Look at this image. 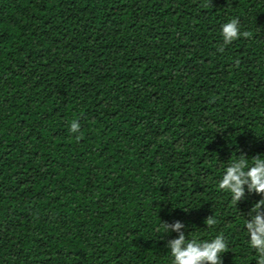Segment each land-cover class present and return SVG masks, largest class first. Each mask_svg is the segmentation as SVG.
Segmentation results:
<instances>
[{
	"label": "trees",
	"instance_id": "trees-1",
	"mask_svg": "<svg viewBox=\"0 0 264 264\" xmlns=\"http://www.w3.org/2000/svg\"><path fill=\"white\" fill-rule=\"evenodd\" d=\"M233 18L252 37L221 53ZM240 155L264 157V0H0V264H172L177 220L257 264L264 197L218 190Z\"/></svg>",
	"mask_w": 264,
	"mask_h": 264
},
{
	"label": "clouds",
	"instance_id": "clouds-1",
	"mask_svg": "<svg viewBox=\"0 0 264 264\" xmlns=\"http://www.w3.org/2000/svg\"><path fill=\"white\" fill-rule=\"evenodd\" d=\"M223 43L218 51L223 53L225 46L241 36L249 39L252 33L241 32L239 18H233L221 26ZM81 125L77 120L71 122L70 131L79 133ZM82 133L76 136L79 140ZM218 190L231 193L232 203L238 204L248 193H255L264 197V157L255 156L251 164L246 155H240L226 168L222 179L218 183ZM245 226L249 235L250 246L256 250L257 264H264V198L256 202L247 214ZM207 227L214 226L217 221L214 215L205 219ZM165 232H176L178 237L167 241L173 257L172 264H223L222 254L227 252V242L223 235H218L211 241H200L196 237L185 236V225L177 220L172 223L163 222Z\"/></svg>",
	"mask_w": 264,
	"mask_h": 264
}]
</instances>
